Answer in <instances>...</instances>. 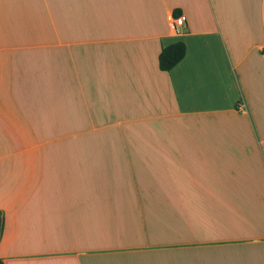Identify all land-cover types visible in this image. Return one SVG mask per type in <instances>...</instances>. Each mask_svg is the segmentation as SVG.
Instances as JSON below:
<instances>
[{
  "label": "crops",
  "instance_id": "0c3cea01",
  "mask_svg": "<svg viewBox=\"0 0 264 264\" xmlns=\"http://www.w3.org/2000/svg\"><path fill=\"white\" fill-rule=\"evenodd\" d=\"M0 217L3 264H264V0H0Z\"/></svg>",
  "mask_w": 264,
  "mask_h": 264
},
{
  "label": "trees",
  "instance_id": "16d2710c",
  "mask_svg": "<svg viewBox=\"0 0 264 264\" xmlns=\"http://www.w3.org/2000/svg\"><path fill=\"white\" fill-rule=\"evenodd\" d=\"M180 13L178 10L173 11V16L177 17ZM185 43L182 40L174 41L166 46H163L158 55V66L161 70L168 71L176 65L185 55ZM2 228L0 217V232ZM0 264L3 262L0 260Z\"/></svg>",
  "mask_w": 264,
  "mask_h": 264
},
{
  "label": "built area",
  "instance_id": "2783aa9c",
  "mask_svg": "<svg viewBox=\"0 0 264 264\" xmlns=\"http://www.w3.org/2000/svg\"><path fill=\"white\" fill-rule=\"evenodd\" d=\"M184 23H185V19H184V16L182 14H180L177 17L172 18V26H173L174 30H176L177 27H179V26H183Z\"/></svg>",
  "mask_w": 264,
  "mask_h": 264
}]
</instances>
